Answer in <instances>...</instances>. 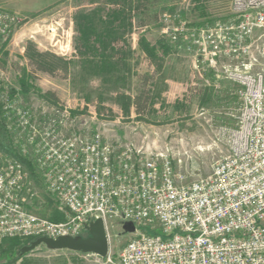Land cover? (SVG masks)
Listing matches in <instances>:
<instances>
[{"label":"built area","instance_id":"2783aa9c","mask_svg":"<svg viewBox=\"0 0 264 264\" xmlns=\"http://www.w3.org/2000/svg\"><path fill=\"white\" fill-rule=\"evenodd\" d=\"M232 10L204 26L161 18L176 48L194 54L192 87L236 85L233 123L219 131L227 151L211 173L187 181L156 140L135 144L101 129L90 136L89 123L68 107L43 123L30 109L6 107L9 128L28 131L9 152L0 150V244L88 236L90 223L102 220L107 255L85 253L99 264H264V0H232ZM19 24L0 7V62ZM7 81L0 63V87ZM35 177L64 211L62 220L33 210ZM116 220L135 231H125L131 238L114 252Z\"/></svg>","mask_w":264,"mask_h":264},{"label":"rangeland","instance_id":"374dc122","mask_svg":"<svg viewBox=\"0 0 264 264\" xmlns=\"http://www.w3.org/2000/svg\"><path fill=\"white\" fill-rule=\"evenodd\" d=\"M46 6L26 18L12 11L19 16L20 24L0 62L8 77L0 87V150L9 152L19 135L25 136L28 131L9 128L6 107L30 109L38 123L55 110L68 107L73 117L82 116L89 123L90 136L97 129L108 137L114 131L117 135L127 131L138 134L137 144H144L148 136L156 140L155 148L170 150L176 171L187 173V181L209 175L214 161L227 151L219 131L233 123V82L224 92L201 84L196 92L164 103L160 115L138 118L131 115L130 95L121 93L120 88L124 87L122 83L127 87L128 79L122 74L132 70V65L139 66L149 58L162 59L156 53L158 48L164 49V54L171 51L168 46L172 48V55L165 57L189 59L163 33L161 18L165 14L173 15L176 24L185 20L204 26L230 17L232 0H52ZM122 58L125 61H118ZM37 63L45 64L51 72L39 70ZM141 66L140 71L135 67L136 74L149 78ZM136 121L140 123L138 128ZM186 150L190 156L184 155ZM25 161L33 174L34 166L26 157ZM33 181L38 193L33 210L62 220L64 211L55 198L36 177ZM110 225L115 252L131 236L123 230L121 221ZM26 244L23 239L1 243L0 264H99L95 256H82L69 249L58 251L46 244L15 260Z\"/></svg>","mask_w":264,"mask_h":264},{"label":"crops","instance_id":"0c3cea01","mask_svg":"<svg viewBox=\"0 0 264 264\" xmlns=\"http://www.w3.org/2000/svg\"><path fill=\"white\" fill-rule=\"evenodd\" d=\"M51 1L52 0H0V7L18 12L24 18H26L30 15L36 14L37 12L42 10L43 7H47L46 5ZM171 46L174 48L173 45ZM168 49L172 51V48H170L169 46ZM160 50L162 52H160ZM163 50L164 49L161 48H158L156 50L157 54L163 56L162 59L149 58L147 59V61L141 63V65H143V68H145L144 71L148 73L147 75L149 76V78L142 79V77L140 76V72L136 74L135 67L138 69V71H140L139 67L141 65H132V70H129V72L124 71L122 74L124 79H128V85L126 87V85H123L122 83L121 85L124 87L121 86L122 88H120V92L125 93L126 95H130V98L132 99V105L130 107L132 117H141L140 113H138L136 109V98L140 96L142 92L150 98L148 108L145 109V112L143 113L144 115H142L147 116L153 113L160 115L162 112V105L164 103H170L178 98H183V96H188L197 91L196 88L191 86V83H193L192 73H194L193 52L182 51V56L189 58L183 59L179 58L180 56L165 57V55L171 56L172 53L171 51H169L164 54ZM177 55H180V53H178ZM118 61L123 62L125 60L122 58ZM129 66H131V64ZM130 83L132 84V86L129 85ZM230 84L231 82L229 81L222 82L223 88H220L221 92H224V89L226 90L227 86H229ZM226 94L227 92L225 91L224 96ZM135 123L138 125L137 128L140 127V123L138 121H136ZM119 137L136 144L139 139L138 134H132V132L127 131L120 134ZM58 251L67 250L61 249ZM70 251H72V253H80L82 256H85V253L83 252L73 250Z\"/></svg>","mask_w":264,"mask_h":264},{"label":"water","instance_id":"95a60500","mask_svg":"<svg viewBox=\"0 0 264 264\" xmlns=\"http://www.w3.org/2000/svg\"><path fill=\"white\" fill-rule=\"evenodd\" d=\"M88 229V236H64L57 239L45 236L36 238L29 245L22 248V253L24 254L41 244H46L49 248L54 250L69 249L106 256L109 251V243L103 221L95 220L91 222ZM124 229L126 232H134L135 225L133 223H126Z\"/></svg>","mask_w":264,"mask_h":264},{"label":"trees","instance_id":"16d2710c","mask_svg":"<svg viewBox=\"0 0 264 264\" xmlns=\"http://www.w3.org/2000/svg\"><path fill=\"white\" fill-rule=\"evenodd\" d=\"M37 68L42 71L51 72V70H49V68L43 63H37ZM149 103H150V98L145 93H143L142 95L136 98V109L138 113H140V115H144L143 113L145 112V109L148 108ZM35 239L36 238L27 239L26 245H29ZM22 256H23L22 248H20L19 256L15 260L20 259Z\"/></svg>","mask_w":264,"mask_h":264}]
</instances>
